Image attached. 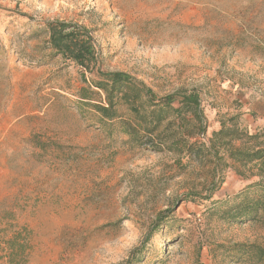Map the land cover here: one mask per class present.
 <instances>
[{"label":"rangeland","instance_id":"1","mask_svg":"<svg viewBox=\"0 0 264 264\" xmlns=\"http://www.w3.org/2000/svg\"><path fill=\"white\" fill-rule=\"evenodd\" d=\"M53 20L91 29L105 70L160 97L197 90L206 142L223 123L264 134V0H0V224L29 228V264H128L136 248L133 264H239L238 244L264 247V224L211 210L256 178L132 148L82 116V70L46 50Z\"/></svg>","mask_w":264,"mask_h":264},{"label":"trees","instance_id":"2","mask_svg":"<svg viewBox=\"0 0 264 264\" xmlns=\"http://www.w3.org/2000/svg\"><path fill=\"white\" fill-rule=\"evenodd\" d=\"M44 26L48 35L46 50L82 70L85 86L79 89L75 102L82 116L89 114L95 124L107 128L111 139L126 137L132 148L167 151L180 159L187 156L191 161L211 165L214 177L223 166L233 165L246 181L256 178V182L248 184L233 198L213 203L211 210L228 223L264 224V145L253 144L264 134L249 135L239 131L234 122L231 126L223 123L206 142V118L197 90H178L160 97L128 73L105 70L102 48L91 29L61 20L45 22ZM240 141L242 146H236ZM213 185L214 191L220 188L215 179ZM211 198L212 194L204 199ZM167 214L158 217L153 232ZM139 251L136 248L131 252L128 264H133ZM236 251V263L264 264L261 245L238 244ZM32 253L33 238L27 226L14 218L0 224V263L29 264Z\"/></svg>","mask_w":264,"mask_h":264}]
</instances>
